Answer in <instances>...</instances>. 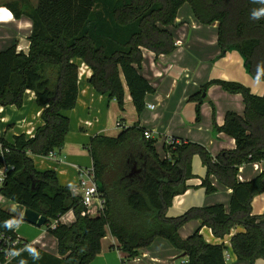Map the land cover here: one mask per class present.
Returning <instances> with one entry per match:
<instances>
[{
	"label": "trees",
	"instance_id": "16d2710c",
	"mask_svg": "<svg viewBox=\"0 0 264 264\" xmlns=\"http://www.w3.org/2000/svg\"><path fill=\"white\" fill-rule=\"evenodd\" d=\"M190 3L197 19L218 22V45L222 52L235 47L245 58L250 73L264 80V0H29L11 6L16 18L27 16L33 30L27 53L11 46L0 52V106L21 107L27 90L33 91L43 108L44 122L33 136L16 135L9 142L0 135L8 152H0V170L7 167L0 193L26 209L48 217L49 231L58 240V255L43 250L30 254L22 250L12 262L2 264H91L102 251L108 229L118 248L135 258L155 238L164 237L184 252V264H227L228 248L239 260L252 264L264 258V215L252 213V200L264 192V171L250 181L238 179L246 163L264 161V95L236 81L212 80L230 93L242 94L244 115L229 111L217 127L231 135L236 148L216 158L197 142L167 144L161 158L153 138H146L138 124L123 127L116 137L95 136L86 146L93 160L103 212L92 217L80 196L59 184L54 170L38 171L30 154L46 156L62 150L69 133L66 111L76 107L81 59L91 70L89 83L100 93L115 98L124 109L125 85L138 113L155 88L140 72L142 49L156 54L170 53L175 42L169 27L178 10ZM194 98V97H192ZM199 104L197 112H199ZM1 125V114H0ZM202 157L207 176L206 193L216 191L210 176L232 189L230 210L223 204L192 207L169 217L174 198L187 191L194 177L192 159ZM136 171L134 172V168ZM73 211L75 221L65 224L62 216ZM192 219L209 226L224 238L235 226L244 231L234 235L230 245L208 243L198 229L182 238L180 228ZM58 220L56 228L52 221ZM24 221L0 207V229L14 239L16 225ZM2 260V262H1Z\"/></svg>",
	"mask_w": 264,
	"mask_h": 264
},
{
	"label": "crops",
	"instance_id": "0c3cea01",
	"mask_svg": "<svg viewBox=\"0 0 264 264\" xmlns=\"http://www.w3.org/2000/svg\"><path fill=\"white\" fill-rule=\"evenodd\" d=\"M17 1L22 4L23 0H0V52L14 45L25 53L29 51V38L33 24L27 16L20 18L14 16L11 6ZM29 1L34 6L38 2V0ZM4 9L9 13L3 12ZM218 27V22L211 24L200 22L195 16L192 5L185 3L178 10L175 24L169 27L175 49L164 54H156L148 48L142 49L140 72L154 86L155 91L146 97V106L140 113L137 112L126 85L124 109L120 108L115 98L98 92L89 83L92 70L88 67L87 74L79 79L76 107L65 112L70 119V126L64 147L60 151L57 150L55 159L47 155L30 154L36 169L41 172L56 171L59 184L69 188L73 195L79 196V168L93 167V160L91 165H87L86 161V155L90 156L86 146L91 139L95 136L116 137L123 127H131L134 124L148 130L151 138L156 141L162 139L163 146L169 139H174L177 143L188 142L191 139L203 143L206 141L204 138V131H206L212 135L210 141L212 142L215 138L218 144L216 148L219 149V153L215 154L214 158L224 150L235 149V139L219 131L217 127L224 125L225 116L229 111L244 115L246 108L244 96L230 93L218 84L209 87H206V84L212 80L236 81L250 88L252 93L262 96L264 80H259L250 73L245 58L237 48L231 47L226 52H222L218 45ZM74 62L78 68L87 66L79 58ZM203 93H206L205 97ZM206 103L219 107L220 113L217 116L213 114L211 122L206 121V128L203 125L197 126L198 130L201 128L204 130L199 136L200 131L195 129L198 123L197 105L202 106ZM150 105H154V108H150ZM207 110L206 106L204 112ZM42 111L43 108L38 105L35 93L27 90L21 107L0 106V135L9 142H13L14 137L22 133L33 136L44 124L41 117ZM244 167L239 168L238 179L241 182L250 181L262 173L264 162L259 163V168L253 165L254 172L246 171ZM197 169L198 171H194L192 168L194 177L187 181L189 188L185 193L174 198L167 216L176 217L192 207H208L215 204H223L227 212L230 210L232 189L223 185L222 182L219 184L220 180L211 175L212 185L216 190L218 185H222L225 190L224 196L226 195L227 198V202L217 203V200L208 195L206 188L202 186L203 179L207 176V167L205 165L199 167L198 164ZM0 207L22 219L26 210L24 206L8 200L1 193ZM96 210L97 202H94L89 208V215L92 217L98 215ZM252 213L264 215V193L255 196L252 200ZM75 219L74 212L70 211L62 216L60 221L71 225ZM25 222L21 221L15 227L20 241L35 244L37 250L58 255V240L51 234L48 226L44 225L46 229H43V227L27 225ZM198 229L208 243L227 242L228 245L234 235L244 231L243 227L235 226L222 239L216 237L209 226L202 225L199 219H192L180 228L179 233L185 239ZM117 246V239L108 229L106 237L102 240V251L91 264H184L188 261L184 252L164 237L155 238L135 258H128L127 253ZM228 253L230 258L226 259L227 264H252L247 260H239L231 248L228 249ZM254 264H264V258L256 259Z\"/></svg>",
	"mask_w": 264,
	"mask_h": 264
},
{
	"label": "built area",
	"instance_id": "2783aa9c",
	"mask_svg": "<svg viewBox=\"0 0 264 264\" xmlns=\"http://www.w3.org/2000/svg\"><path fill=\"white\" fill-rule=\"evenodd\" d=\"M87 68L88 66H81L79 68V79L83 78L84 75L87 74ZM150 108H154V105H150ZM118 126H120V124L118 123ZM145 136L146 138H151V133L148 130H145ZM167 144H173V143H177L176 140L174 139H169L166 141ZM9 148L5 149L3 147V144L0 143V152H8ZM58 151L57 150H53L50 151L49 154L47 155L49 158L51 159H55L57 157ZM264 161L261 162H254V166L259 168V163H263ZM241 168V167H240ZM7 167H3L0 170V185L2 184V182L4 181V177H5V173L7 171ZM79 184H78V189L80 191V197H81V201L82 203L87 207L88 211L85 212L84 214H90L89 212V208L94 204V202H97V210L96 213L100 214L101 212H103L104 207H105V199L101 196L100 194V190H99V182L97 180L96 177V172L93 167H89V168H79ZM59 221L55 220L50 224L51 228H56L58 225ZM23 243V249L22 250H26L29 253H35L37 251V247L35 244L32 243ZM21 242L20 239L18 237H16L15 239L12 236L7 235L4 231H2L0 229V256L3 257L2 260H4V263H8V262H12L14 260V258L18 255L19 253V246H20ZM226 245H228V243H225ZM230 245V244H229ZM229 249V248H228ZM228 249L225 252V259H229L230 255L228 253ZM1 260V262H2ZM2 264V263H0Z\"/></svg>",
	"mask_w": 264,
	"mask_h": 264
},
{
	"label": "rangeland",
	"instance_id": "374dc122",
	"mask_svg": "<svg viewBox=\"0 0 264 264\" xmlns=\"http://www.w3.org/2000/svg\"><path fill=\"white\" fill-rule=\"evenodd\" d=\"M206 106L208 107V110L204 112V108ZM219 110H220L219 107H216L215 105L212 106V105H210V103H206L205 105L200 106L199 112H197V120H198V123L196 124L195 129L198 130L197 126H200V125H203L204 128H206V121H210L211 122V119L213 118V116L214 115L217 116L220 113ZM198 131H200V135L199 136H201L203 134V131L204 130L201 128V130H198ZM204 135H205L204 138L206 139V141H204L205 143L204 142L201 143V142H198V141L192 140V139H191V141H196V142L204 145L206 147L209 155L211 157H214L215 154L219 153V149L216 148V146H218V144L215 141V138H214V140L212 142L210 141L211 140V137H212V135L210 133L204 131ZM225 142H227V140H225ZM155 146L157 148V152H158L159 156L161 158H164L166 156V151H165V148L163 146V140L162 139H157V141L155 143ZM86 161H87V165H91L92 164V158L89 155H86ZM198 164H199V167H203V165H204L203 164L202 157L200 155H195L193 157V161H192V168H193L194 171H198V169H197ZM253 165H254V163H246L243 166H245L244 168L246 169V171H252V170H254ZM200 169L201 168H199V170ZM205 172H204V174H205ZM252 172H254V171H252ZM219 184H221V182H219ZM224 192H225L224 187L222 185H218L217 186V190L215 192L208 193V195H210L211 197H213L214 200H217L216 201L217 203L218 202H223V201H226L227 202V198H226V195L224 196ZM262 193H264V192H262ZM25 223L27 225H30V226H35V225L30 224L28 222H25ZM35 227H38V226H35ZM42 227H43V229H46L45 226H42Z\"/></svg>",
	"mask_w": 264,
	"mask_h": 264
},
{
	"label": "water",
	"instance_id": "95a60500",
	"mask_svg": "<svg viewBox=\"0 0 264 264\" xmlns=\"http://www.w3.org/2000/svg\"><path fill=\"white\" fill-rule=\"evenodd\" d=\"M205 96H206V93H203V97ZM135 169L137 168L136 167L134 168V172L136 173L139 172L138 170L136 171ZM23 220L35 226L42 227L48 223L49 219L45 215H41L40 213L34 210L26 209L23 215Z\"/></svg>",
	"mask_w": 264,
	"mask_h": 264
},
{
	"label": "bare ground",
	"instance_id": "6f19581e",
	"mask_svg": "<svg viewBox=\"0 0 264 264\" xmlns=\"http://www.w3.org/2000/svg\"><path fill=\"white\" fill-rule=\"evenodd\" d=\"M3 12H5V13H9V12H8L7 10H5V9L3 10Z\"/></svg>",
	"mask_w": 264,
	"mask_h": 264
}]
</instances>
